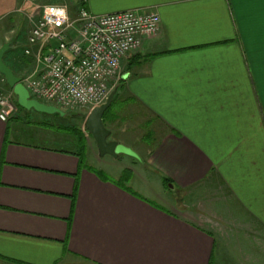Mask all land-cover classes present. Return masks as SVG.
Wrapping results in <instances>:
<instances>
[{
	"label": "crops",
	"instance_id": "crops-1",
	"mask_svg": "<svg viewBox=\"0 0 264 264\" xmlns=\"http://www.w3.org/2000/svg\"><path fill=\"white\" fill-rule=\"evenodd\" d=\"M64 2L71 16H159L157 33L121 59L102 122L175 194L152 191L134 161L100 159L78 127L17 108L0 122V264H216V238L229 240L207 214L244 230L247 263L264 264V0ZM30 13L0 0L4 63L19 77L33 64Z\"/></svg>",
	"mask_w": 264,
	"mask_h": 264
},
{
	"label": "built area",
	"instance_id": "built-area-1",
	"mask_svg": "<svg viewBox=\"0 0 264 264\" xmlns=\"http://www.w3.org/2000/svg\"><path fill=\"white\" fill-rule=\"evenodd\" d=\"M24 2L31 6V13L23 55L33 64L20 83L30 99L66 111L102 104L110 93L108 85L122 77L121 59L137 52L142 40L159 30L155 12L93 15L77 8L71 16L64 0ZM14 111L11 98L0 94V122L6 123ZM82 132L88 135L85 128Z\"/></svg>",
	"mask_w": 264,
	"mask_h": 264
},
{
	"label": "rangeland",
	"instance_id": "rangeland-1",
	"mask_svg": "<svg viewBox=\"0 0 264 264\" xmlns=\"http://www.w3.org/2000/svg\"><path fill=\"white\" fill-rule=\"evenodd\" d=\"M120 74L122 75L121 69H120ZM14 75L19 77L16 74H14ZM120 82H121V79H119L116 83H113V82L110 83L108 85V89H110V92L115 91L116 88H118V85ZM3 86H5V84L0 85V94H2L3 96H9L11 98L13 104L15 105L14 95L9 90L6 92L2 91L1 87H3ZM38 102H40L44 105L54 106L53 104H50V103H47L44 101H38ZM54 107L60 109L57 106H54ZM60 110L64 113L63 116H61L59 114H46V113H40L38 115L33 114V115H34V117H36V119H42L51 125L64 127V128L65 127H68V128L78 127L79 129H81V132H82V130L84 128L83 121H84V118L86 117V115L88 114L89 109H87V108H75L74 110H71V111H66V110H62V109H60ZM16 111H17V106L15 105L14 114ZM70 113H74L75 115L71 116ZM14 114H13V116H14ZM88 137H89L90 143H93L89 134H88ZM138 157H139V155H138ZM102 158L104 159L103 161L113 163L114 165H117V166H121L122 164L130 163L132 161L136 162V164L138 166L135 167V170L137 169V172L144 178V180H146L150 183V186H152L151 187L152 191H154L156 193H161L163 198L166 197L164 195V192H165V193H167V195H169V198H170V194L173 191L172 185L168 184L161 191V189H159V184L157 183V180L155 181L153 179V176L149 172L144 171L145 166H143V163H142L140 157L137 159V158H133V157L121 154V155L117 156V158H113V157L108 156V155L101 157L100 159H102ZM91 163L93 164L94 167H97V164L95 161H91ZM172 193H174V192H172ZM146 195L149 199L154 200L153 196H151L150 194L147 193ZM174 201L177 203H180V199L178 197H175ZM202 217H205L204 213L202 214ZM206 218L208 219V222L210 223V225H212L214 228H216L218 230L219 234L220 233L224 234V236L227 237V239L229 240V243L227 245H222L221 242L219 241V239L216 238V246H215V250H214V260L216 261V264H217V261H219L218 259L221 256L223 250H225V249H228V250H227V252H225V256L223 258V260H225V261H223V264H249V263H247V261L245 259L246 256L244 257L243 251L245 249V239H248L250 236H248V235L245 236L244 235L245 231L244 230L243 231L238 230L233 222H229V226H230L229 228L231 229L232 227H234L233 229H235V230H231L229 232L228 229L227 230L225 229L224 224H221L220 221L213 218V214L212 215L207 214ZM232 236L236 239L232 240L231 239ZM253 239H255V238H253V236H251L250 240H253ZM251 253H253L254 257L257 256V254L255 252L251 251Z\"/></svg>",
	"mask_w": 264,
	"mask_h": 264
},
{
	"label": "water",
	"instance_id": "water-1",
	"mask_svg": "<svg viewBox=\"0 0 264 264\" xmlns=\"http://www.w3.org/2000/svg\"><path fill=\"white\" fill-rule=\"evenodd\" d=\"M8 49V43L0 46V75L4 79L5 85L14 95L17 106L26 111L33 110L37 113L59 114L63 116L64 113L60 109L30 99L27 90L20 83V77L15 76L13 71L3 61V57ZM113 95L114 91L110 92L102 104L89 110L84 118L83 126L93 140L100 158L106 155L117 158V156L123 154L138 159V155L131 149L109 140L110 131L104 126L102 116L110 107ZM70 115L74 116L75 114L70 113Z\"/></svg>",
	"mask_w": 264,
	"mask_h": 264
},
{
	"label": "trees",
	"instance_id": "trees-1",
	"mask_svg": "<svg viewBox=\"0 0 264 264\" xmlns=\"http://www.w3.org/2000/svg\"><path fill=\"white\" fill-rule=\"evenodd\" d=\"M3 61H4V58H3ZM5 87L9 90V91H11L6 85H5ZM16 99L14 98V103H15V105L17 106V104H16V101H15ZM17 108H19L18 106H17ZM19 109H21V108H19ZM72 128V127H71ZM165 184V186H167L168 185V183L167 182H165L164 183Z\"/></svg>",
	"mask_w": 264,
	"mask_h": 264
}]
</instances>
